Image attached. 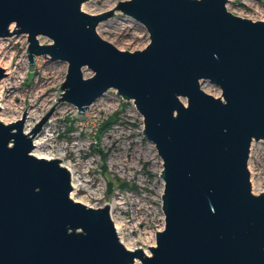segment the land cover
<instances>
[{
  "label": "water",
  "instance_id": "obj_1",
  "mask_svg": "<svg viewBox=\"0 0 264 264\" xmlns=\"http://www.w3.org/2000/svg\"><path fill=\"white\" fill-rule=\"evenodd\" d=\"M86 1L0 0V39L27 36L30 71L37 57L68 66L29 133L26 109L0 119V264H264V192L253 193L248 169L252 143L264 141V21L231 13L229 0H127L99 14L83 11ZM116 12L145 26L143 50L98 34ZM6 75L0 66V82ZM110 89L135 104L163 162L165 224L149 255L125 246L108 204L73 199L61 159L33 154L58 106L83 121Z\"/></svg>",
  "mask_w": 264,
  "mask_h": 264
},
{
  "label": "rangeland",
  "instance_id": "obj_2",
  "mask_svg": "<svg viewBox=\"0 0 264 264\" xmlns=\"http://www.w3.org/2000/svg\"><path fill=\"white\" fill-rule=\"evenodd\" d=\"M120 1L127 0H88L81 8L99 14ZM263 7L264 0H229L226 4L231 13L254 21L261 18ZM14 27L12 24L10 30ZM97 32L123 51L143 50L150 42L145 26L121 12L101 22ZM39 40L42 44L51 43L47 37ZM27 46L24 34L0 39V66H10L0 82V105L5 107L0 109V119L5 123L16 121L26 109V133L55 101L68 67L64 62L37 57L36 67L30 71ZM91 76V71L84 72L85 78ZM201 87L215 97L221 96L215 85L204 83ZM76 113L72 104L58 106L36 136L45 144L34 151L45 156H64L63 162L74 171L78 187L71 194L74 200L94 208L117 202L110 214L114 224L121 227L120 238L131 249L142 248L149 255L148 247L156 245V232L165 224L161 199L164 183L159 176L163 162L155 145L144 137L142 116L132 101L123 100L114 89L89 106L85 120H74ZM248 169L253 193L264 192L263 140L252 143ZM134 264L142 263L136 260Z\"/></svg>",
  "mask_w": 264,
  "mask_h": 264
},
{
  "label": "bare ground",
  "instance_id": "obj_3",
  "mask_svg": "<svg viewBox=\"0 0 264 264\" xmlns=\"http://www.w3.org/2000/svg\"><path fill=\"white\" fill-rule=\"evenodd\" d=\"M10 66L9 65H6V66H2V68L6 70H8ZM84 72H89V70L87 68L84 69ZM9 73V71H8ZM7 74V73H6ZM5 107L3 105H0V109H4ZM89 109V108H88ZM85 115L88 116V110L85 111ZM19 120V119H18ZM11 121L7 122V123H10ZM29 133V132H27ZM45 144V142L41 141L40 139H38V137L34 138V146L36 149L42 147L43 145ZM33 154L37 157H40V158H45V159H61V163L64 167H66L70 172H71V175H72V185H73V188L74 190L76 191V189H78L76 183H75V177H74V171L72 170V168L70 167V165L66 164L63 162V157L64 156H45V155H40V154H37L36 153V150L33 152ZM74 194V192L72 193V195ZM118 203L117 202H113V203H108L109 207H110V211L113 212L114 208L116 207ZM113 217V216H112ZM115 227H116V230L118 232V234L120 235V225H118V223H115ZM121 241L124 243L122 237H121ZM125 244V243H124ZM125 246L129 249H131L130 247H128L126 244Z\"/></svg>",
  "mask_w": 264,
  "mask_h": 264
},
{
  "label": "built area",
  "instance_id": "obj_4",
  "mask_svg": "<svg viewBox=\"0 0 264 264\" xmlns=\"http://www.w3.org/2000/svg\"><path fill=\"white\" fill-rule=\"evenodd\" d=\"M257 21H264V7H263V9H262V11H261V18H259V20H257ZM2 67V66H1ZM7 73V72H6ZM2 81V80H1ZM121 239V238H120Z\"/></svg>",
  "mask_w": 264,
  "mask_h": 264
},
{
  "label": "trees",
  "instance_id": "obj_5",
  "mask_svg": "<svg viewBox=\"0 0 264 264\" xmlns=\"http://www.w3.org/2000/svg\"><path fill=\"white\" fill-rule=\"evenodd\" d=\"M111 184V183H110Z\"/></svg>",
  "mask_w": 264,
  "mask_h": 264
}]
</instances>
